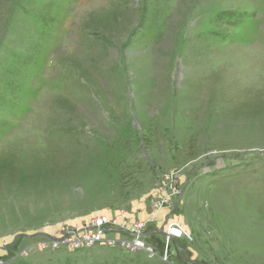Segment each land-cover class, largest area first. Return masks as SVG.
I'll return each instance as SVG.
<instances>
[{"label":"rangeland","instance_id":"rangeland-1","mask_svg":"<svg viewBox=\"0 0 264 264\" xmlns=\"http://www.w3.org/2000/svg\"><path fill=\"white\" fill-rule=\"evenodd\" d=\"M0 264H264V0H0Z\"/></svg>","mask_w":264,"mask_h":264},{"label":"built area","instance_id":"built-area-1","mask_svg":"<svg viewBox=\"0 0 264 264\" xmlns=\"http://www.w3.org/2000/svg\"><path fill=\"white\" fill-rule=\"evenodd\" d=\"M162 191L163 192H161L156 199V211L162 209L163 205L171 204L172 195L176 193V187L170 184V187ZM145 223L146 221H140L133 225H129V223L119 225L117 220L101 215L91 220L86 227H71V229L64 235L65 240L63 241L65 244H69V246L73 248L93 246L96 243H106L108 245H117L120 243L122 246H125L132 251L145 249L149 252L150 256H153L154 250L147 247L145 241H143L144 234L141 230ZM109 224H113L116 227V230L108 229ZM122 230L133 234L135 233L136 238L133 241L124 238V236L120 235ZM185 235H187V230H185L184 226L178 221H172L168 224L166 237L169 240L182 238ZM74 237L75 239H73Z\"/></svg>","mask_w":264,"mask_h":264},{"label":"bare ground","instance_id":"bare-ground-1","mask_svg":"<svg viewBox=\"0 0 264 264\" xmlns=\"http://www.w3.org/2000/svg\"><path fill=\"white\" fill-rule=\"evenodd\" d=\"M74 239H75V237H74Z\"/></svg>","mask_w":264,"mask_h":264}]
</instances>
